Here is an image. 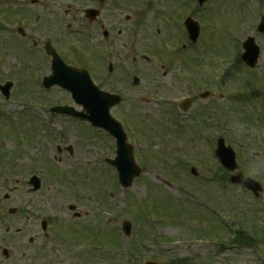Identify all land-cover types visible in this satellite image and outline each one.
<instances>
[{
	"label": "rangeland",
	"instance_id": "1",
	"mask_svg": "<svg viewBox=\"0 0 264 264\" xmlns=\"http://www.w3.org/2000/svg\"><path fill=\"white\" fill-rule=\"evenodd\" d=\"M9 4L0 0V83L18 84L13 88L12 101H5L0 93V264L263 262L264 192L255 199L252 192H245L228 177L220 181L213 177L218 173L225 177L224 170L215 171L213 154L221 136L236 150L240 170L261 182L264 189V105L249 93L264 88V37L245 29L252 21L250 13L235 10L227 17L204 22L202 46L189 54L191 75L187 79L193 83L199 81L196 77L207 79L202 88L209 90L210 96L199 98L186 112L177 110L175 118L181 129L176 127L168 134L162 131V125H171L175 118H163V104L166 98L172 104L187 91L184 87L180 88L182 92L172 88L171 74L157 86L161 65L148 51L152 40L141 36L134 51L151 60L141 62L139 88L123 87L125 100L112 110L123 123L142 167L131 187L123 188L118 184L116 169L105 161L116 156V144L108 132L69 118L56 120L52 127L49 114L43 122L46 97L75 104L68 93L57 91L43 99L39 85L27 80L31 76H25L26 50L4 36V26L17 24L3 18ZM249 35H259L257 43L262 49L253 69L238 61L244 51L240 43ZM130 46L123 54L131 51ZM118 47L114 56L121 58ZM153 50L161 52L156 47ZM31 60L41 64L38 57ZM198 60L201 68L194 69ZM37 71L34 67L29 72ZM203 107L208 109L205 121L217 126H206L207 132H203L205 124L198 116ZM219 115H223L225 125ZM140 126L146 129L144 133ZM58 144L65 149L71 147L72 153L66 149L58 154ZM191 167L197 176L190 172ZM32 174L42 179L38 192H32L27 183ZM70 205L76 209L71 211ZM10 208L16 213H10ZM43 220L47 221L46 231L41 226ZM126 221L132 227L127 236L122 232ZM236 227V232L256 238V245H233L232 231ZM31 237L33 241L29 242ZM3 249H8L9 258L4 257Z\"/></svg>",
	"mask_w": 264,
	"mask_h": 264
},
{
	"label": "flooded vegetation",
	"instance_id": "2",
	"mask_svg": "<svg viewBox=\"0 0 264 264\" xmlns=\"http://www.w3.org/2000/svg\"><path fill=\"white\" fill-rule=\"evenodd\" d=\"M4 1L10 4L3 11V18L7 23H17L10 28L4 26L6 32L4 36L26 50L24 57L27 60L23 58L26 62L25 76H31V78L27 77V80L32 84L40 85L46 77L50 76L53 70V57L59 56L68 66L88 72L100 89L119 95L125 94L123 87L126 90L139 88L142 82L141 62L145 60L148 63L151 60V57L146 54L135 53L137 43L141 36L147 41L152 40L153 44L148 51H152L151 54L156 56L158 65H161L159 77H156L157 86H162L163 77L171 74L174 76L171 82L172 88H175L177 92H182L180 88L184 87L187 91V94L180 99L174 98L172 104L166 98L167 102L163 104V118L166 119H170L171 116L175 118V115L178 117L177 110L182 109L186 112L199 98L204 99L210 96L209 90L202 88V82L207 79L196 77L199 81L195 83L187 79V76L191 75V66L188 63L189 54L199 51L198 46H202L200 40L204 22L212 20L214 17H227L235 10L237 12L246 11L242 14L246 15L249 12L252 21L246 25L245 29L251 28L253 32L258 31L259 35L264 37V31L259 32L258 28L260 22L264 20V0ZM262 28H264V23ZM195 33H199V38L196 41H191L190 35ZM259 35L254 36L256 40ZM129 44L131 51L128 54H123L124 49ZM240 44H243L242 41ZM118 46H121L122 56L120 58L116 54L118 59H115L114 53L116 51L114 49ZM153 47L160 49L161 52L154 53ZM187 49H193V51L188 53L190 50ZM117 50H120V47ZM33 56L41 59L40 65H36V62L31 60ZM122 58H125L127 62L123 61ZM176 61L178 63L174 64L173 62ZM201 64L199 60L194 61V65H196L194 69L201 68ZM34 67L38 71L32 74L29 71L33 70ZM152 70H155V67ZM16 86L17 84H15V88ZM38 88L42 96H50L57 91L64 95L68 93L67 96L72 100L71 93L64 90L60 85L48 88L39 86ZM13 91L14 89L11 92ZM30 91L34 92L33 89ZM207 91L206 95H202ZM36 92L39 93V91ZM238 96L241 97V95ZM42 98L44 99L45 96ZM58 99L49 100L46 97V103L43 105L46 108L43 111L46 121L48 114L52 115L53 124L48 122L52 127L56 120L62 122L68 118L75 123L86 122L80 118L76 119L70 115L53 112V107L57 106H70L77 111L81 109L80 105H73L72 102L65 103ZM167 104L172 105V107L168 109ZM170 111L172 115L169 114ZM207 112L208 109L203 107L202 112L196 113L203 119V126L205 124L206 130L203 132L208 131L206 126L210 129L217 127L209 124L208 120L205 121ZM196 115L193 117L197 119ZM219 116L224 123L223 115ZM199 126L201 127L200 124ZM176 127L179 129L177 118L171 120V125H162V131L168 133L172 129L176 130ZM141 130H143L142 127ZM55 149L58 154H64L66 149L68 154H71V147L65 149L58 144ZM232 173V171H227L226 177L230 179ZM4 257L9 258V256Z\"/></svg>",
	"mask_w": 264,
	"mask_h": 264
},
{
	"label": "water",
	"instance_id": "3",
	"mask_svg": "<svg viewBox=\"0 0 264 264\" xmlns=\"http://www.w3.org/2000/svg\"><path fill=\"white\" fill-rule=\"evenodd\" d=\"M197 33L193 34L194 37ZM245 49L247 53L243 55L245 61L254 66L257 62V58L260 49L254 45V40L250 39L245 44ZM56 55V54H55ZM62 61V60H61ZM56 60L53 62L52 68L54 73L52 77L48 79L49 85L60 83L65 89L70 90L73 93L75 100L81 103L87 112H74L73 109L62 110V112L70 113L75 117H81L93 121V123L99 127H104L106 130L110 131L111 134L117 137V157L113 160H108L109 163L115 165L118 173H120V183L125 187H129L136 176L141 173V168L134 160L133 147L126 141V133L121 127V125L114 120L110 114V107L117 104L121 99L117 96L109 95L106 92L97 89L93 84L91 78L87 73L80 70H74L70 67H65L62 62V69L60 68V62ZM12 83H6L0 86L3 93L7 97L10 96V89ZM217 155L222 159V163L227 167V169L235 170L237 167V162L235 158V152L232 147L225 146V141L223 138L219 139L217 145ZM234 182L247 187L258 195L259 191H262L260 184L252 178L246 177L243 173H239L232 176ZM38 186V182H36ZM36 186V188H37ZM126 234L130 233L131 227L130 223L126 222L123 225ZM147 264H155L149 262Z\"/></svg>",
	"mask_w": 264,
	"mask_h": 264
}]
</instances>
